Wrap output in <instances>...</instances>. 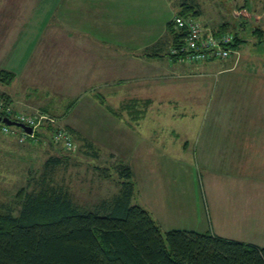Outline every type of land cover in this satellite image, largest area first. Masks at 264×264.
<instances>
[{"label":"crops","instance_id":"obj_1","mask_svg":"<svg viewBox=\"0 0 264 264\" xmlns=\"http://www.w3.org/2000/svg\"><path fill=\"white\" fill-rule=\"evenodd\" d=\"M0 1L5 3H0V68L26 82L25 95L13 84L3 90L13 103L47 110L45 97L28 93L32 81H56L64 96L77 87H104L108 98L119 93L145 98L151 107L161 105L163 97L175 98L183 127L173 129L172 140L155 143V160L191 155L220 190L225 176L227 191L233 192L224 208L229 218L250 226L242 241L264 246V51L257 41L255 49H247L240 37L229 58L181 61L172 55L168 22L188 0ZM212 75L215 91L207 84ZM178 97L187 98L188 114ZM139 109L145 113V107ZM220 215L228 217L219 209L220 222Z\"/></svg>","mask_w":264,"mask_h":264},{"label":"rangeland","instance_id":"obj_2","mask_svg":"<svg viewBox=\"0 0 264 264\" xmlns=\"http://www.w3.org/2000/svg\"><path fill=\"white\" fill-rule=\"evenodd\" d=\"M188 1L200 8L197 16L200 20L209 25L227 22L228 29L242 37L243 47L255 49L252 42L257 41L260 46L257 49L264 51V32L254 34L252 31L253 27L258 26L264 29V0ZM0 9L4 8L0 6ZM244 9L250 16L237 14ZM15 77L7 84L0 81V94L8 96L3 90L13 84L15 90H19L16 91L18 95H25L26 82L15 81ZM214 79L213 75L207 77L210 91H215ZM57 83H30L28 93L32 98L40 95L45 97L44 105L47 110L39 107L40 105L30 103L31 106H28L20 101L13 103L9 97H0L6 104L5 109L12 110L13 115L43 111L55 117V122L46 121L40 124L54 126L52 132L34 140H22L18 134L0 130V209L14 204L16 193L27 185L32 176L41 174L43 164L50 155H60L64 158V163L56 167L54 182L68 188L74 203L82 208L96 210L101 201L119 194L121 186L117 167L127 164L133 171L130 178L133 185L131 203L145 207L163 231L188 229L206 232L215 229L217 234L225 238L242 241V237H246L243 235L250 226H237L229 218V209H224L228 194H233L232 191H227V182L223 181L225 176L222 177L223 180L220 179V190L208 170L191 155L183 158L171 154L172 158L155 160L152 152L155 143L163 139L172 140V136L177 137L173 129L183 127L181 123L184 121L179 120L183 113L177 111L175 98H161V105L153 106L156 107L155 113L149 103L147 106L144 104L145 98L133 99L134 97L120 93L108 98L104 87L102 90L95 88V91L77 87L72 95L64 96ZM40 85L45 89L40 91ZM188 88L190 89V83ZM178 99L186 108L187 98ZM132 100L137 102L133 104L136 109H146L139 120L134 117V107L130 106ZM186 110L188 114V108ZM197 123V120L193 122L194 125ZM59 127L69 131L75 144L72 148H66L62 142L53 139L52 135ZM195 131L193 129L191 133ZM174 142L178 146L179 141ZM108 173L109 176L106 177ZM158 183L161 186L158 187ZM224 191L225 194L222 193ZM219 209L228 216L224 219L220 215L221 222ZM253 234L256 235H251Z\"/></svg>","mask_w":264,"mask_h":264},{"label":"trees","instance_id":"obj_3","mask_svg":"<svg viewBox=\"0 0 264 264\" xmlns=\"http://www.w3.org/2000/svg\"><path fill=\"white\" fill-rule=\"evenodd\" d=\"M178 14L197 16L200 8L183 1ZM220 27L228 29V23ZM168 28L178 46L183 34L172 20ZM15 75L0 69L6 84ZM135 103L130 106L139 119L144 111ZM53 127L41 125L26 138L47 136ZM63 163L62 156L50 155L41 174L16 193L14 204L0 209V264H264V246L209 231H163L145 207L131 203L133 171L127 164L117 167L119 194L101 201L96 210L82 208L68 188L54 182L55 169Z\"/></svg>","mask_w":264,"mask_h":264},{"label":"built area","instance_id":"obj_4","mask_svg":"<svg viewBox=\"0 0 264 264\" xmlns=\"http://www.w3.org/2000/svg\"><path fill=\"white\" fill-rule=\"evenodd\" d=\"M249 15L246 9L237 12L239 15ZM250 16V15H249ZM172 21L176 30L183 34L182 42L172 48L174 54L181 61H204L212 59H224L232 56L236 51V34L229 29H221L219 26H212L203 23L197 16L176 14ZM5 103L0 100V114L12 119L23 122L31 126L34 135L35 130L42 122H55V117L47 112L36 114H17L13 115L12 110L5 109ZM0 130L4 133L18 134L21 139H25L29 134L23 129L14 128L0 121ZM53 139L62 142L66 148H72L74 142L71 135L64 127H59L53 133Z\"/></svg>","mask_w":264,"mask_h":264},{"label":"water","instance_id":"obj_5","mask_svg":"<svg viewBox=\"0 0 264 264\" xmlns=\"http://www.w3.org/2000/svg\"><path fill=\"white\" fill-rule=\"evenodd\" d=\"M0 121L6 123L8 125H15V126L21 127L24 131H26L29 134L33 133V129L31 126H28V125L24 124L23 122L12 119L8 116H2L0 114Z\"/></svg>","mask_w":264,"mask_h":264}]
</instances>
